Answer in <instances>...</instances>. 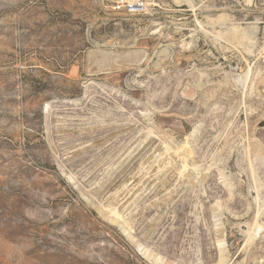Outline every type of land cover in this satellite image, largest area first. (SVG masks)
Instances as JSON below:
<instances>
[{
  "label": "rangeland",
  "instance_id": "1",
  "mask_svg": "<svg viewBox=\"0 0 264 264\" xmlns=\"http://www.w3.org/2000/svg\"><path fill=\"white\" fill-rule=\"evenodd\" d=\"M114 2L0 0V264H264V0Z\"/></svg>",
  "mask_w": 264,
  "mask_h": 264
},
{
  "label": "bare ground",
  "instance_id": "2",
  "mask_svg": "<svg viewBox=\"0 0 264 264\" xmlns=\"http://www.w3.org/2000/svg\"><path fill=\"white\" fill-rule=\"evenodd\" d=\"M178 2V1H177ZM224 15V14H223ZM220 17H222V16H220ZM214 19V18H213ZM216 19H218V17L216 18ZM222 19H224V17H222ZM201 27H203L202 25H201ZM202 29V28H201ZM233 32L235 31V27H233ZM236 30H238V29H236ZM236 32V31H235ZM241 33V32H240ZM236 37V36H235ZM237 38V37H236ZM239 39H241V38H239ZM243 45V44H242ZM138 50V49H137ZM146 51V50H145ZM144 51V52H145ZM139 52V51H138ZM142 54H144V53H142ZM145 55V54H144ZM143 55V56H144ZM138 56V55H137ZM141 57H142V55H140ZM147 56V55H146ZM145 56V57H146ZM143 58V57H142ZM144 59V58H143ZM250 73V72H249ZM151 131V130H150ZM170 148V147H169ZM251 165V164H250ZM252 167V166H251ZM159 168H160V165H159ZM176 168V167H175ZM178 168V167H177ZM185 168V167H184ZM161 169V168H160ZM183 169V168H182ZM158 171V170H157ZM183 171V170H182ZM253 171V170H252ZM255 171V170H254ZM254 176V175H253ZM189 177H190V175H189ZM190 179V178H189ZM257 197H258V194H257ZM261 207V206H260ZM263 208V207H262ZM261 208H259V210H258V213H257V217H256V219H254L253 221H251V222H248V221H246V224L245 225H240V227L241 226H245L246 227V229H245V231H243L244 233H245V235H246V237H247V239H246V245H245V248H247L249 245H251V244H253V242L256 240V237H257V235L260 233V232H262V229L264 228V223H261L260 221H261V219H260V215H261V213L264 211V208H263V210L261 211L260 210ZM261 211V212H260ZM114 213L118 216L119 215V213L115 210L114 211ZM242 222V221H241ZM243 224V223H242ZM220 240V239H219ZM226 252V251H225ZM220 254V257H219V260H218V262H217V264H228V262H229V259H228V256H225L227 253H225V255L223 254V252L221 253H219ZM148 256H151V254L150 253H148ZM197 264H204V263H197Z\"/></svg>",
  "mask_w": 264,
  "mask_h": 264
},
{
  "label": "built area",
  "instance_id": "3",
  "mask_svg": "<svg viewBox=\"0 0 264 264\" xmlns=\"http://www.w3.org/2000/svg\"><path fill=\"white\" fill-rule=\"evenodd\" d=\"M151 7L150 0H115L113 9L125 15H144Z\"/></svg>",
  "mask_w": 264,
  "mask_h": 264
}]
</instances>
